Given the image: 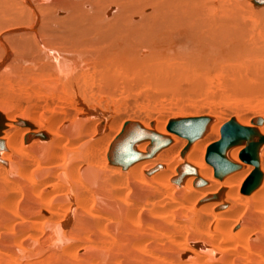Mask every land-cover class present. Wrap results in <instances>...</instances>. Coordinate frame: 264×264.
I'll return each instance as SVG.
<instances>
[{
	"label": "bare ground",
	"instance_id": "6f19581e",
	"mask_svg": "<svg viewBox=\"0 0 264 264\" xmlns=\"http://www.w3.org/2000/svg\"><path fill=\"white\" fill-rule=\"evenodd\" d=\"M249 4L0 0V264H264Z\"/></svg>",
	"mask_w": 264,
	"mask_h": 264
},
{
	"label": "rangeland",
	"instance_id": "374dc122",
	"mask_svg": "<svg viewBox=\"0 0 264 264\" xmlns=\"http://www.w3.org/2000/svg\"><path fill=\"white\" fill-rule=\"evenodd\" d=\"M54 2L56 1V0H53ZM219 0H217V2H218ZM250 1V3H251V5H252V0H249ZM250 4L249 5H246V7H248V11H252L253 12V10H254V12L253 13H255L254 15H253V18L251 19L252 21L254 20H257V18L255 17L258 13L256 12V10L254 9V7L253 6H251ZM142 21V18H141V20H138V21H135V22H132L133 24H138V23H140ZM260 20H258V22H259ZM248 27L250 26V20H248ZM259 23H261V24H263L261 21L259 22ZM218 85H216L215 86V89L213 90V92H218L219 90H221L220 89V87H217ZM216 89H218V90H216ZM195 96V97H194ZM200 96V95H193V96H191L190 98H188V99H186V100H188V101H186V100H184V103H186V104H189V105H202V106H204V107H207V106H212L213 105V107L214 108H218V110H221V111H226V110H230V109H232L234 106H235V109H238V107H239V105H240V107H241V105H242V107L241 108H243V107H245V108H243V109H247V110H254V111H258L259 109H260V105L261 104H263L264 105V98L262 99V98H258V99H256V98H250V99H248V100H244V99H242V98H235V97H228V98H220V99H218L219 98V96L220 95H216L215 96V98L216 99H210L209 100V97L206 99L205 98V96H201V97H204L203 99H204V101H202V98L200 97V98H198V97ZM197 97V98H196ZM194 98V99H193ZM189 99H191V100H189ZM197 99H201V100H197ZM206 99V100H205ZM253 99V100H252ZM163 100V102H160L159 103V106H163L164 108H166L167 106H169V107H172V104L174 105V103H172V101L174 102L175 100H172V99H170V98H168V100L166 101V97H163L162 99H161V101ZM171 102H170V101ZM261 100H262V102H261ZM165 101V102H164ZM194 101V102H193ZM207 101V102H206ZM213 101V102H212ZM224 101V102H223ZM213 104H212V103ZM217 102V103H216ZM169 103H171V104H169ZM252 103V104H251ZM165 106H164V105ZM210 104V105H209ZM239 104V105H238ZM225 107V108H224ZM239 107V108H240ZM224 108V109H223ZM225 113V112H224ZM148 114H150V115H155V112L153 113H150V112H147L145 115H148ZM165 114H169V113H165ZM226 114H227V112H226ZM161 115V114H160ZM158 116V115H157ZM152 117V116H151ZM167 117H169V116H167ZM185 117H187V116H185ZM171 118V117H170ZM188 118H192V117H188ZM178 119V118H177ZM179 119H185L184 117L183 118H179Z\"/></svg>",
	"mask_w": 264,
	"mask_h": 264
},
{
	"label": "water",
	"instance_id": "95a60500",
	"mask_svg": "<svg viewBox=\"0 0 264 264\" xmlns=\"http://www.w3.org/2000/svg\"><path fill=\"white\" fill-rule=\"evenodd\" d=\"M261 139H263L264 140V137L262 136V138ZM256 147V146H255ZM251 160H252V162H255L256 163V165L258 166V157H257V155L255 154V153H253L252 154V156H251ZM186 170V169H185ZM181 172H184V169H182V171Z\"/></svg>",
	"mask_w": 264,
	"mask_h": 264
}]
</instances>
